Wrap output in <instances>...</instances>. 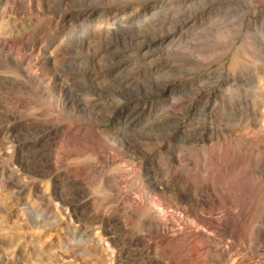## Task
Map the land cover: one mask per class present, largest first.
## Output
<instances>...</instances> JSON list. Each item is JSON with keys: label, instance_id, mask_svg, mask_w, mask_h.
Instances as JSON below:
<instances>
[{"label": "rangeland", "instance_id": "obj_1", "mask_svg": "<svg viewBox=\"0 0 264 264\" xmlns=\"http://www.w3.org/2000/svg\"><path fill=\"white\" fill-rule=\"evenodd\" d=\"M261 166L264 0H0V264H264ZM173 170L221 199L183 212Z\"/></svg>", "mask_w": 264, "mask_h": 264}, {"label": "bare ground", "instance_id": "obj_2", "mask_svg": "<svg viewBox=\"0 0 264 264\" xmlns=\"http://www.w3.org/2000/svg\"><path fill=\"white\" fill-rule=\"evenodd\" d=\"M113 19H115V18H113ZM113 22H114V20H113ZM46 130L49 131L48 133L52 132V129H50L49 127L46 128ZM54 130H56V129H54ZM182 134L183 133H181V135ZM213 139L214 138L211 135H208V136H206V138H202L201 140L210 142ZM173 159L177 160L176 157H174ZM176 164H179V163H176ZM179 166H180V164H179ZM173 171L174 172H167V174L165 173V178L160 179V180L156 179L158 177V175L154 174L152 176L154 178V181L151 183V186L158 192V194L159 193H167V195H168L167 198L168 199L170 198V200L173 199L176 203H178V205L180 206V207L179 206L178 207L181 210H183V212L184 211L188 212L190 209H193V208L202 209V208H206L209 206L212 207L214 205L215 200L219 201L221 199L220 196L218 194H216L215 190L217 188L215 186V183H214V185L211 184L210 182H208L210 184H208L206 182L204 183V181H203L204 179H201L202 180L201 182L192 184L189 181L188 176L180 174L175 170H173ZM252 171H253V175H255L258 180L264 181V167H262V166L259 168L255 167L254 169L252 168ZM214 191H215V193H214ZM261 198L264 200L263 197H261ZM154 202L157 203L158 201L157 202L154 201ZM157 205L161 206V203H157ZM257 208L254 211L253 215L251 216V222L253 220L255 223H259L261 226L264 227V214L258 213ZM144 211L148 212L150 215H153V214L155 215L156 213L159 212L158 210H155V208L152 206H149L148 208L144 209ZM129 213L132 214L133 213L132 210H129ZM144 224L146 226H148V229L151 232H153V233L158 232L157 230H158L159 226H158V222L156 220H154L153 222L144 221ZM246 229H247V233L246 234L243 233V234L246 236L248 235L247 238L249 240H253L254 242L259 241L260 244L264 245V230L259 228V226H257V225L247 227ZM141 238L142 237L136 238L135 244H137V245L141 244V241H142ZM177 241H179V242H190V243L192 242L193 243L196 241V237L194 234H191L187 231L178 232L176 234V236H172L171 238H165L164 235H161V234L159 235V242H160V244L164 250L168 251L170 249H175V248L177 249L178 247H180L181 245ZM203 241H204L203 244H204V247L206 250V255H207L208 259L211 260L212 262L213 261H219L222 258V255H221L220 248L218 247V241L215 239V236L213 234L206 235L205 240H203ZM235 262H236V259L231 258L230 264H235ZM158 263L159 262L157 260L152 261V264H158Z\"/></svg>", "mask_w": 264, "mask_h": 264}]
</instances>
